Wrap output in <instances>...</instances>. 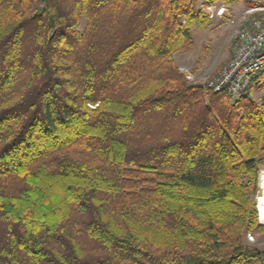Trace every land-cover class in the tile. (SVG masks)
<instances>
[{"label": "trees", "instance_id": "16d2710c", "mask_svg": "<svg viewBox=\"0 0 264 264\" xmlns=\"http://www.w3.org/2000/svg\"><path fill=\"white\" fill-rule=\"evenodd\" d=\"M198 1L0 0V264H264V104L181 71Z\"/></svg>", "mask_w": 264, "mask_h": 264}, {"label": "built area", "instance_id": "2783aa9c", "mask_svg": "<svg viewBox=\"0 0 264 264\" xmlns=\"http://www.w3.org/2000/svg\"><path fill=\"white\" fill-rule=\"evenodd\" d=\"M199 8L209 19L218 20L231 16L232 9L225 3H202ZM230 46L226 61L199 85L212 93H224L231 101L246 99L264 104V3L243 9ZM183 71L187 79H192L189 71ZM258 222L263 224L259 215ZM247 236L253 240L250 234Z\"/></svg>", "mask_w": 264, "mask_h": 264}, {"label": "rangeland", "instance_id": "374dc122", "mask_svg": "<svg viewBox=\"0 0 264 264\" xmlns=\"http://www.w3.org/2000/svg\"><path fill=\"white\" fill-rule=\"evenodd\" d=\"M200 3L201 0L198 1V6ZM215 3L219 4V2ZM228 5H231L232 7L230 13L231 16H228V18L224 20H218L215 18L209 19V21L202 27H197L195 25L191 26L190 30L193 40L192 47L188 50H181L174 54L178 65H184L183 68H180L181 71L185 73L183 71L184 69L191 73L192 79H188L190 82L201 84L205 77L216 71L229 56L231 48L229 39L234 35L235 30L238 27L243 9L248 5H245L242 2ZM230 18L232 21H230ZM81 27L82 21L78 28L80 29ZM262 169H264V166H261L258 173V190L254 193V198L255 208L257 203V208L260 211L259 212L258 209L256 210L258 211L257 219L259 215L260 222L264 224V196L261 194L262 192L260 193V184L264 179V170ZM248 234L253 237V240L248 239ZM245 241L264 249V230L255 229L252 232L246 233Z\"/></svg>", "mask_w": 264, "mask_h": 264}, {"label": "crops", "instance_id": "0c3cea01", "mask_svg": "<svg viewBox=\"0 0 264 264\" xmlns=\"http://www.w3.org/2000/svg\"><path fill=\"white\" fill-rule=\"evenodd\" d=\"M232 36H233V35H232ZM232 36L230 37V39L232 38ZM230 39H229V42H230ZM229 54H230V53H229ZM228 57H229V56H228ZM228 57H227V58H228ZM174 58H175V57H174ZM225 61H226V60H225ZM225 61H224V62H225ZM179 64H180V63H179ZM179 66H180V68H183V67H184L183 64H180Z\"/></svg>", "mask_w": 264, "mask_h": 264}, {"label": "bare ground", "instance_id": "6f19581e", "mask_svg": "<svg viewBox=\"0 0 264 264\" xmlns=\"http://www.w3.org/2000/svg\"><path fill=\"white\" fill-rule=\"evenodd\" d=\"M263 180H264V179H263ZM263 180H262V181H263ZM260 187H261V186H260ZM260 193H261V188H260ZM257 200H258V198H257ZM259 218H260V217H259Z\"/></svg>", "mask_w": 264, "mask_h": 264}, {"label": "water", "instance_id": "95a60500", "mask_svg": "<svg viewBox=\"0 0 264 264\" xmlns=\"http://www.w3.org/2000/svg\"><path fill=\"white\" fill-rule=\"evenodd\" d=\"M261 252L264 253V249H261Z\"/></svg>", "mask_w": 264, "mask_h": 264}]
</instances>
